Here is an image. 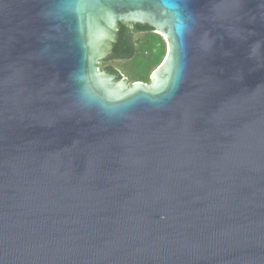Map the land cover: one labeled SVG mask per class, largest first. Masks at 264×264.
<instances>
[{
    "label": "water",
    "instance_id": "1",
    "mask_svg": "<svg viewBox=\"0 0 264 264\" xmlns=\"http://www.w3.org/2000/svg\"><path fill=\"white\" fill-rule=\"evenodd\" d=\"M0 264H264V0H0Z\"/></svg>",
    "mask_w": 264,
    "mask_h": 264
},
{
    "label": "trees",
    "instance_id": "2",
    "mask_svg": "<svg viewBox=\"0 0 264 264\" xmlns=\"http://www.w3.org/2000/svg\"><path fill=\"white\" fill-rule=\"evenodd\" d=\"M167 55L165 38L150 25L120 23L118 37L111 53L99 63L100 70L127 76L131 85L150 83L152 73Z\"/></svg>",
    "mask_w": 264,
    "mask_h": 264
},
{
    "label": "rangeland",
    "instance_id": "3",
    "mask_svg": "<svg viewBox=\"0 0 264 264\" xmlns=\"http://www.w3.org/2000/svg\"><path fill=\"white\" fill-rule=\"evenodd\" d=\"M125 77H127V76H125ZM148 84V83H147Z\"/></svg>",
    "mask_w": 264,
    "mask_h": 264
},
{
    "label": "flooded vegetation",
    "instance_id": "4",
    "mask_svg": "<svg viewBox=\"0 0 264 264\" xmlns=\"http://www.w3.org/2000/svg\"><path fill=\"white\" fill-rule=\"evenodd\" d=\"M100 69V68H99Z\"/></svg>",
    "mask_w": 264,
    "mask_h": 264
}]
</instances>
